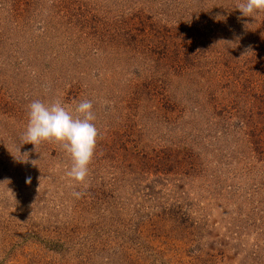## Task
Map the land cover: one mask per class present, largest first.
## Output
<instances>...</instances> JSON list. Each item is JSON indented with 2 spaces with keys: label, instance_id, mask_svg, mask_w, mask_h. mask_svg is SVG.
Returning <instances> with one entry per match:
<instances>
[{
  "label": "rangeland",
  "instance_id": "374dc122",
  "mask_svg": "<svg viewBox=\"0 0 264 264\" xmlns=\"http://www.w3.org/2000/svg\"><path fill=\"white\" fill-rule=\"evenodd\" d=\"M240 2L0 0V264H264V11ZM36 99L93 102L83 183L19 144Z\"/></svg>",
  "mask_w": 264,
  "mask_h": 264
},
{
  "label": "clouds",
  "instance_id": "9594fccd",
  "mask_svg": "<svg viewBox=\"0 0 264 264\" xmlns=\"http://www.w3.org/2000/svg\"><path fill=\"white\" fill-rule=\"evenodd\" d=\"M237 9L243 16H251L264 11V0H241ZM96 118L93 102L88 99L77 102L74 111H70L59 99L32 100L27 105V125L19 144L30 143L36 148L45 141L59 143L71 160L67 177L83 183L89 175V165L99 137V129L94 123ZM20 157L28 158V153L20 154ZM18 160L27 162L23 158ZM26 183H31V177L26 178ZM72 195L79 199L83 194L73 191Z\"/></svg>",
  "mask_w": 264,
  "mask_h": 264
}]
</instances>
